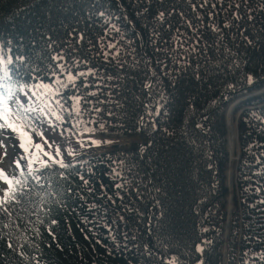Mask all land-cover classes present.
<instances>
[{
	"label": "trees",
	"instance_id": "1",
	"mask_svg": "<svg viewBox=\"0 0 264 264\" xmlns=\"http://www.w3.org/2000/svg\"><path fill=\"white\" fill-rule=\"evenodd\" d=\"M58 54L95 75L63 87ZM0 60V99L31 138L0 210V264H264V93L240 104L223 236L225 108L264 87V0H0ZM96 133L141 141L77 154Z\"/></svg>",
	"mask_w": 264,
	"mask_h": 264
},
{
	"label": "rangeland",
	"instance_id": "2",
	"mask_svg": "<svg viewBox=\"0 0 264 264\" xmlns=\"http://www.w3.org/2000/svg\"><path fill=\"white\" fill-rule=\"evenodd\" d=\"M250 93V92H249ZM240 98V97H238ZM238 98H236L235 100H237ZM229 102L226 105L225 108V123H226V140H227V151H228V166L226 169V180H225V185L227 187L228 190V194L226 196V214H227V218H230V222H231V216L233 214V212L236 209V197H237V192H236V185H235V181H236V164H237V159H238V152H239V141L237 138V144L235 146V148L233 149V137H232V118L234 123L236 124V130H237V134L236 137H239V132H238V120H239V116L241 114V112L243 111L244 108H247V106L245 107H241L240 108V104L238 103L236 104V106H234L233 111H232V117H231V113L229 112L228 114V125H229V129H230V134H229V139H230V149L236 153L234 154V159L232 161H230V155H231V151H229L228 148V129H227V110L228 107L234 103V101ZM15 107H13L14 109ZM43 124L45 123L44 121H42ZM0 123H3L2 120L0 119ZM47 124H51L52 126H54L55 124L51 121L48 120L46 124L43 125L44 129L46 128L45 125ZM55 133L61 132L62 131V135H64L65 131L63 132L62 129L59 130H55ZM36 134H41L40 131H35ZM12 135V136H8V135ZM16 137V140L13 139L14 136ZM28 137L29 135L26 133V136L24 138H21V136L19 134H17L16 132L11 131V129H0V169H2L7 176L12 179V174H16L18 172L19 166H17V161L19 162L18 159H16V155L19 152V149L21 148V142L18 139H21V141H28ZM85 137V136H84ZM82 139V141H79L78 139L75 140L76 141V146L77 154H85V153H89L92 150L96 151L97 148H109L112 144H120V145H124V146H128L131 144H137L141 141V136L140 135H118V134H109V133H101V134H90L89 136H87L85 139ZM54 142H57L56 140H54ZM90 143V144H89ZM51 146H53L52 142H50ZM41 146V145H40ZM97 147V148H96ZM22 149V148H21ZM32 149V148H31ZM42 149V150H41ZM41 149H37L36 147H34L32 149L33 153H48L49 155H45L47 156L49 160H61L63 156V154H60L59 150H52L53 153H49V152H45L44 148L41 147ZM6 153V155H5ZM239 160V159H238ZM36 163L38 164H43L45 163V160H39V159H35V160H30L29 161V166H32V164H34V166L36 165ZM20 165V162H19ZM229 168L233 169V183L232 185H229L227 182V174H228V170ZM229 183H230V177H229ZM9 188V185H7L5 183V181L0 178V198L4 197V190ZM231 204V210L228 211L227 207L228 205ZM226 222V221H225ZM224 245V244H223ZM222 252H223V247H222ZM224 255V254H223ZM224 257V256H223ZM226 257V256H225ZM225 259V258H224Z\"/></svg>",
	"mask_w": 264,
	"mask_h": 264
},
{
	"label": "snow or ice",
	"instance_id": "3",
	"mask_svg": "<svg viewBox=\"0 0 264 264\" xmlns=\"http://www.w3.org/2000/svg\"><path fill=\"white\" fill-rule=\"evenodd\" d=\"M204 2L207 3V0H204ZM193 7H195V5H193ZM201 7H203V5H201ZM213 7H215V5H213ZM100 15H104V14L100 13ZM160 16L161 18H163V13H161ZM82 38L83 37H81V39ZM249 43H251V41H249ZM109 47H115V45H109ZM53 59L58 62V66L62 72H67V77H66L67 82H68L67 84H64L62 81L59 80V78H57L56 80L57 83H60L65 88L68 87V84L75 86V81L81 77H85L86 75H95V73L91 69H89L88 73L79 72L78 74L73 75L71 71L65 68L64 64L59 63L60 61L65 60V57L63 55L58 54L54 56ZM2 62L3 61L0 60V63ZM84 63H87V61H84ZM249 80H251V77H249ZM38 87L45 89L49 92L53 91L51 85L40 84ZM84 87H88V85L85 84ZM146 87H151V85H146ZM88 94L95 95L96 93H88ZM82 98H83L82 96H74L71 99L75 101L76 105H79ZM0 106H3V111L0 112V119L4 121L3 123H0V129H11V131L19 134L21 138H24L26 136V133L23 132L22 126L19 125V120L21 119V117L17 116L15 120H10L11 109L7 107V98L0 99ZM28 140L29 142H31L30 137H28ZM21 147H25V146L22 144ZM35 147L37 149H41V146L39 144H36ZM25 150L27 151V148H25ZM44 155H49V154L44 153ZM16 163H17V166H19V162L17 161ZM45 167H47L46 162H45ZM0 178H2L7 185H9V188L4 190V197L0 198V210L7 212V208H5L4 205L16 199V192L13 189L15 188V186L20 185L22 182L20 180L10 179L2 169H0ZM198 251L202 252L203 249L198 248ZM171 264H175V260H173Z\"/></svg>",
	"mask_w": 264,
	"mask_h": 264
},
{
	"label": "water",
	"instance_id": "4",
	"mask_svg": "<svg viewBox=\"0 0 264 264\" xmlns=\"http://www.w3.org/2000/svg\"><path fill=\"white\" fill-rule=\"evenodd\" d=\"M262 93H264V87H262V88H260V89H256V90H254V91H252V92H250V93H249V92L246 93L244 96H242V97L238 98L237 100H235L234 103H233L232 105H233V107H234V106H236V104L241 103V102L243 103L244 101H246V100H248V99H250V98H253V97H255V96L259 95V94H262ZM237 138H238V136H237ZM239 157H240V147H239V152H238V159H239ZM238 159H237V161H238ZM225 224H227V230H226V228H225ZM229 228H230V218L228 217V218L226 219V222L224 223L223 236H224L225 238L228 237ZM226 250H227L226 243H224V245H223V254H224V258H225V256H226Z\"/></svg>",
	"mask_w": 264,
	"mask_h": 264
},
{
	"label": "bare ground",
	"instance_id": "5",
	"mask_svg": "<svg viewBox=\"0 0 264 264\" xmlns=\"http://www.w3.org/2000/svg\"><path fill=\"white\" fill-rule=\"evenodd\" d=\"M234 108V107H233ZM233 110V109H232Z\"/></svg>",
	"mask_w": 264,
	"mask_h": 264
}]
</instances>
